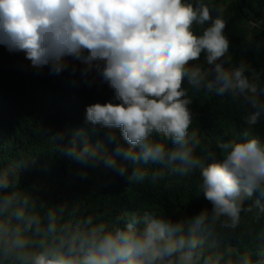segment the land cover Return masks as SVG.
Instances as JSON below:
<instances>
[{"label":"clouds","instance_id":"9594fccd","mask_svg":"<svg viewBox=\"0 0 264 264\" xmlns=\"http://www.w3.org/2000/svg\"><path fill=\"white\" fill-rule=\"evenodd\" d=\"M224 11L210 0H0V45L23 53L38 74L45 68L50 75L79 73L80 84L99 81L112 92L109 101L86 106L84 122L108 130L113 154H102L99 142L73 141L60 149L64 155L92 167L102 162L132 183L165 172L134 167L128 174L117 157L181 177L198 170L209 204L180 219L54 205L35 186L18 187L16 171L0 162V264H219L220 257L198 251L217 225L234 230L242 213L264 215V141L248 131L218 141L216 159L190 131L189 88L250 106L244 117L250 127L264 116V72L243 60L225 67L231 57ZM256 257L237 264H264V248Z\"/></svg>","mask_w":264,"mask_h":264},{"label":"trees","instance_id":"16d2710c","mask_svg":"<svg viewBox=\"0 0 264 264\" xmlns=\"http://www.w3.org/2000/svg\"><path fill=\"white\" fill-rule=\"evenodd\" d=\"M210 2L225 9V35L230 40L228 56L231 57L225 67H234L243 60L264 72V23H261L264 22V0ZM243 23L256 24L250 39L238 30ZM196 31L200 34L202 29L197 27ZM74 79L76 85L72 83ZM189 96L194 117L190 131L198 132L201 147L213 153L214 158L219 159L218 141L241 139L245 131L264 141V116L256 126L245 123L244 117L252 111L250 106L227 95H205L191 88ZM111 97V90L99 81L92 87L80 84L79 73L75 77L67 71L50 75L45 68L38 74L23 53H10L0 45V162L16 171L18 187L35 186L36 194L50 204L71 206L79 202L89 212H107L125 218L141 216L146 211L173 219L189 218L208 207L199 191L198 170L181 177L167 173L159 165H132L117 157L118 165L127 164L128 174L134 167L149 173L165 172L163 178L155 181L149 178L143 183H132L102 162L92 167L60 151L73 141L77 146L87 141L93 145L99 142L102 154H113L115 145L106 139L108 130L84 122L87 105L104 103ZM56 134H61L63 139H53ZM20 161L28 166L19 167ZM261 248H264V215L257 219L253 209L251 213H242L240 224L234 230L217 225L198 251L205 256L220 257L219 264L229 259L237 264L244 256L255 260Z\"/></svg>","mask_w":264,"mask_h":264},{"label":"rangeland","instance_id":"374dc122","mask_svg":"<svg viewBox=\"0 0 264 264\" xmlns=\"http://www.w3.org/2000/svg\"><path fill=\"white\" fill-rule=\"evenodd\" d=\"M253 25L249 23H243L239 26L238 30L242 33L246 39H250Z\"/></svg>","mask_w":264,"mask_h":264},{"label":"built area","instance_id":"2783aa9c","mask_svg":"<svg viewBox=\"0 0 264 264\" xmlns=\"http://www.w3.org/2000/svg\"><path fill=\"white\" fill-rule=\"evenodd\" d=\"M253 25V27H256V24H252Z\"/></svg>","mask_w":264,"mask_h":264}]
</instances>
